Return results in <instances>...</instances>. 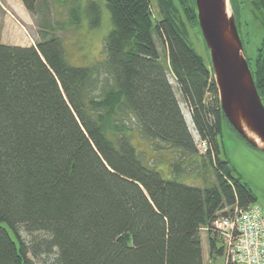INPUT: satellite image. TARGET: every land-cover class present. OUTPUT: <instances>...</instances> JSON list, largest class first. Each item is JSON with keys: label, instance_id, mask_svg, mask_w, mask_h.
<instances>
[{"label": "trees", "instance_id": "1", "mask_svg": "<svg viewBox=\"0 0 264 264\" xmlns=\"http://www.w3.org/2000/svg\"><path fill=\"white\" fill-rule=\"evenodd\" d=\"M154 1L157 19L150 0H105L111 30L94 66L69 64L55 27L34 47L0 44V264H203V231L209 258L224 257L213 223L255 198L218 159L223 123L237 133L220 110L211 66L188 43V28L198 27L194 0ZM22 2L33 12L34 0ZM251 6L263 39L248 65L264 105V0ZM70 16L77 23L74 9ZM134 133L175 153L172 180L141 161ZM194 165L210 167L215 182L180 183ZM19 229L37 239L26 245Z\"/></svg>", "mask_w": 264, "mask_h": 264}, {"label": "rangeland", "instance_id": "2", "mask_svg": "<svg viewBox=\"0 0 264 264\" xmlns=\"http://www.w3.org/2000/svg\"><path fill=\"white\" fill-rule=\"evenodd\" d=\"M150 1L154 18L157 19L156 3L154 0ZM228 3L235 19L245 58L253 69L263 39V30L256 24L251 0H228ZM72 9L75 10L77 23L70 16ZM96 15L97 19H95ZM52 27H55V35L62 41L66 59L72 66H94L104 61V40L111 30L110 15L105 0H34L33 12L25 8L22 0H0V44L21 48L34 47L41 41V33L43 31L49 33ZM153 37L184 119L200 153L203 154L204 151L200 146L206 143L200 140L194 129L190 112L170 72L163 44L155 34ZM188 43L204 64L210 66L209 52L198 27L188 28ZM211 99L212 95L207 94L206 102ZM130 142L147 167L158 171L164 180L174 178L170 165L177 158L175 153L171 150L158 149L138 137L137 133L130 136ZM218 145V159L228 163L231 176L247 186L255 198V204L264 211V154L248 145L225 123L222 125ZM177 180L187 186L202 188L214 183L215 176L210 167L203 170L200 166L194 165L184 168V171L178 174ZM18 232L19 238L26 245L37 239L34 238L37 235L31 236L22 229ZM200 236L203 264H223V256L214 255L213 258H209L206 232H201ZM217 248L220 249L221 245L217 244ZM44 260L45 258L35 260V263L42 264Z\"/></svg>", "mask_w": 264, "mask_h": 264}, {"label": "water", "instance_id": "3", "mask_svg": "<svg viewBox=\"0 0 264 264\" xmlns=\"http://www.w3.org/2000/svg\"><path fill=\"white\" fill-rule=\"evenodd\" d=\"M194 2L223 117L241 139L264 154V105L245 58L228 0Z\"/></svg>", "mask_w": 264, "mask_h": 264}, {"label": "built area", "instance_id": "4", "mask_svg": "<svg viewBox=\"0 0 264 264\" xmlns=\"http://www.w3.org/2000/svg\"><path fill=\"white\" fill-rule=\"evenodd\" d=\"M200 147L206 150L204 143ZM212 227L223 243V264H264V211L258 205L235 207Z\"/></svg>", "mask_w": 264, "mask_h": 264}]
</instances>
